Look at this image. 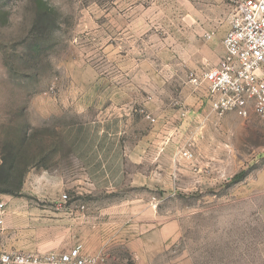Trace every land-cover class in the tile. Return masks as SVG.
I'll return each mask as SVG.
<instances>
[{"label": "rangeland", "instance_id": "374dc122", "mask_svg": "<svg viewBox=\"0 0 264 264\" xmlns=\"http://www.w3.org/2000/svg\"><path fill=\"white\" fill-rule=\"evenodd\" d=\"M233 12L228 0H0V255L48 254L35 248L43 205L36 196L59 190L65 204L74 201L71 188L52 187L54 171L84 157L68 150L100 139L92 122L120 115L163 123L187 104L190 74L216 60ZM174 125V156L188 150L193 157L188 190L154 204L157 223L179 229L166 263L264 264V192L246 191L244 181H229L227 168L209 164L207 180L195 183L200 162L227 152L219 149L227 140L215 126L193 121L180 138ZM25 168L23 179L29 171L34 179L25 192L15 191ZM44 171L50 186L43 185ZM97 196L88 205L104 208L116 198ZM116 254L107 264L135 263L122 248Z\"/></svg>", "mask_w": 264, "mask_h": 264}, {"label": "crops", "instance_id": "0c3cea01", "mask_svg": "<svg viewBox=\"0 0 264 264\" xmlns=\"http://www.w3.org/2000/svg\"><path fill=\"white\" fill-rule=\"evenodd\" d=\"M223 53V49L216 53L212 58L216 60L203 70L217 65ZM191 87L187 104L171 113L165 124L150 116L154 122L141 116L123 120L120 115L107 117L100 124L91 123L92 132L100 135V139L84 149L68 150L67 155L84 157L72 160L76 165L70 170L52 173V187L71 188L75 192L74 201L65 204L59 190H45L36 196L43 204L38 210L41 214H38L36 249L58 254L78 249L81 256L95 258L96 264H107L108 260L117 259L116 251L122 248L135 260L134 264H157L158 260H165L161 264H167L166 254L179 229L172 221L157 223L160 215L154 204L178 196V192L189 187V161L175 157L178 149L173 152L169 143L172 124L180 138L183 131L187 138L188 123L193 121L204 129L215 126L222 139L227 140L219 148L227 152H214L212 162H200L195 183L203 185L207 180L204 173L209 164L216 171L227 168L231 172L229 181L234 179L235 185L237 181H244L246 191L251 187L257 193L264 192V120L252 108L247 118L235 112L219 116L211 111L205 93ZM130 123H133L132 139L125 136ZM183 146L180 142L179 147L183 149ZM206 155L209 157L211 153ZM258 162L257 169H253L255 173L248 175L249 167ZM47 174L43 172V179ZM31 177L29 171L22 181V192L34 179ZM43 183L44 187L50 186L46 179ZM100 193L116 198L104 208L88 205L97 202Z\"/></svg>", "mask_w": 264, "mask_h": 264}, {"label": "built area", "instance_id": "2783aa9c", "mask_svg": "<svg viewBox=\"0 0 264 264\" xmlns=\"http://www.w3.org/2000/svg\"><path fill=\"white\" fill-rule=\"evenodd\" d=\"M228 1L234 12L222 38L223 56L214 67L190 74L189 83L205 93L211 111L219 116L235 112L247 118L252 108L264 120V0ZM179 156L193 157L188 150ZM2 209L0 204V213ZM0 264H96V259L73 249L45 255L3 253Z\"/></svg>", "mask_w": 264, "mask_h": 264}, {"label": "trees", "instance_id": "16d2710c", "mask_svg": "<svg viewBox=\"0 0 264 264\" xmlns=\"http://www.w3.org/2000/svg\"><path fill=\"white\" fill-rule=\"evenodd\" d=\"M10 168V170L11 169H13L12 168V166L11 167H9ZM26 168L25 169H23V170H21L20 172H19V175H18V177H19V179H18V183H17V185H16V187H15V191H19V189H20V186H21V183H22V179H23V176H24V174L26 173ZM8 172H9V170H8ZM13 194V192H10V194Z\"/></svg>", "mask_w": 264, "mask_h": 264}]
</instances>
